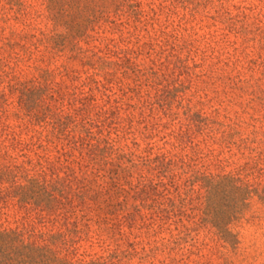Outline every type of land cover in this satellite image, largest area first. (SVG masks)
<instances>
[{
    "label": "rangeland",
    "instance_id": "rangeland-1",
    "mask_svg": "<svg viewBox=\"0 0 264 264\" xmlns=\"http://www.w3.org/2000/svg\"><path fill=\"white\" fill-rule=\"evenodd\" d=\"M134 1L139 21L127 14L111 15L110 22L98 24L79 40L95 65L102 59L108 63L98 69L42 41L54 33L44 0H0V170L24 164L32 175L54 159L49 151L23 144L12 150L8 136L13 131L24 143L33 133L21 129L13 115V88L47 85L48 94L57 99L47 102L64 111L73 108L72 94L89 96L96 109L116 105L109 130L124 150L138 156L182 157L204 172L236 173L243 168V181L264 190V0ZM163 89L173 100L166 113L150 109ZM179 103L216 122L209 137H194L193 147L174 143L185 116ZM143 181L95 180L109 190L103 201L67 214L68 227L77 224L81 231L70 251L72 260L264 264V204L258 196L251 195L230 224L237 243L224 248L214 228L196 224L201 209L196 188L190 189L186 180H151L159 193L141 200L129 188ZM8 185L0 174V194ZM128 213L135 214V223L126 220ZM23 224L44 232L66 230L60 223H37L15 200L0 202V229Z\"/></svg>",
    "mask_w": 264,
    "mask_h": 264
},
{
    "label": "trees",
    "instance_id": "trees-1",
    "mask_svg": "<svg viewBox=\"0 0 264 264\" xmlns=\"http://www.w3.org/2000/svg\"><path fill=\"white\" fill-rule=\"evenodd\" d=\"M44 2L54 33L45 36L42 41L52 50L68 52L83 65L98 69L105 68L108 63L102 59L95 65L87 50L79 46V40L98 24L110 22L111 15L127 14L134 21H139L141 15L134 0ZM92 81L94 86L97 85V81ZM13 89L17 94L13 115L21 123V129L33 133L28 142L20 143L10 131V148L14 150L17 144H23L25 148L36 147L53 153L54 159L40 166L39 171L32 175L28 174L24 164L11 163L1 169L2 180H7L9 185L0 194V202L15 200L19 208L33 213L37 223H60L61 227L66 226V230L59 228L56 232H44L36 230L33 224L0 229V264H91L69 257L72 247L80 240L81 231L77 230V224L71 223V228L68 227L67 214H72L77 206L83 209L91 203L94 205L103 201V195L109 190H102L95 180H110L112 183L116 180H144L129 188L141 200L149 195H158V184H153L151 180H186L190 189L196 188L199 193L201 209L196 224L214 228L224 248L237 243L230 224L241 214L249 197L256 195L264 204V190L258 192L243 181V168L236 173L204 172L182 157L165 154L138 156L117 146L109 130L116 115V105L109 110L96 109L90 106L89 96L78 98L72 94L69 105L73 108L64 111L50 103L57 99L48 94L47 85L35 87L21 84ZM55 93L59 94L58 90ZM168 95L163 89L159 98L151 102L150 109L156 107L162 113L170 110L173 100ZM107 98L109 102L110 96ZM178 106L184 107L185 116L179 125V132L173 135L176 146L193 147L195 136H210L209 133L215 129L214 120L192 112L189 106L181 103ZM170 206L175 205L170 202ZM125 218L130 224L136 221L134 213H128ZM190 229L184 226L185 232Z\"/></svg>",
    "mask_w": 264,
    "mask_h": 264
}]
</instances>
